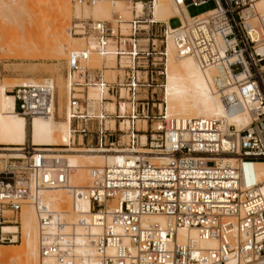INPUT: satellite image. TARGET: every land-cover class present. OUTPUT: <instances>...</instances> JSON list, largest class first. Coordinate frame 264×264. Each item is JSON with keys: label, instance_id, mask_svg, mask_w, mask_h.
I'll return each mask as SVG.
<instances>
[{"label": "built area", "instance_id": "built-area-1", "mask_svg": "<svg viewBox=\"0 0 264 264\" xmlns=\"http://www.w3.org/2000/svg\"><path fill=\"white\" fill-rule=\"evenodd\" d=\"M176 1L187 11L189 5H214L196 15L188 11V17L176 16L180 23L173 28L150 18L153 0L144 1L142 16L129 20L128 32L119 14L115 22L75 18L79 21L69 28L86 40L67 60L72 144L130 155L92 167L87 186L72 184L76 167L65 158L33 145L2 157L0 224L15 221L7 210L18 215L32 204L43 257L82 264L85 258L78 249L92 247L94 264H264V181L247 171L264 161V11L260 0ZM79 3L92 5L94 0ZM158 23L165 27L161 39L152 31ZM168 38L179 55L216 71L214 82L225 108L248 114V125L168 113L156 88L166 77L161 44L166 48ZM110 52L119 66L115 78L107 77L104 65L90 63L93 53L104 57ZM90 88L97 90V98H90ZM12 93L26 117H59L53 78L25 80ZM109 103L115 104L114 111ZM125 119L126 128L121 126ZM141 147L150 152H139ZM150 155L169 157L153 161ZM52 189L72 194V214L50 208L45 192ZM82 198L89 199L88 210L81 208ZM154 214L164 216L165 225L145 219ZM78 227L85 231L80 240ZM193 227L201 239H214L217 245L179 241L178 229Z\"/></svg>", "mask_w": 264, "mask_h": 264}, {"label": "bare ground", "instance_id": "bare-ground-1", "mask_svg": "<svg viewBox=\"0 0 264 264\" xmlns=\"http://www.w3.org/2000/svg\"><path fill=\"white\" fill-rule=\"evenodd\" d=\"M68 5L63 8L60 12L61 19L57 21L56 30L60 34V38H56V41L51 44L53 49H57V52L61 50L64 52V56L60 57L61 54L53 55L52 58L64 59L65 55L72 50H70L69 40H75L77 45H82V36L75 37L70 30H66L67 23L70 20V0H66ZM137 1V2H136ZM133 2H122L121 0L111 4L109 0H94V6L89 8L85 6L83 10L81 5H77L75 11V18L84 19L88 18L86 15L92 13L94 19L96 20H106L113 18L116 14L122 16V12L126 15L125 19L130 20L137 16H142L144 9L143 0H135ZM259 8L264 11V0H260L258 3ZM125 8V11H124ZM91 9V10H90ZM135 10V11H134ZM154 14V21L167 22L170 25V20L173 17H188L189 13L185 5H180L176 0H153L152 8ZM134 11V12H133ZM142 11V12H141ZM84 17H81L83 16ZM153 16V15H152ZM151 16V17H152ZM122 18V17H121ZM114 20L116 18H113ZM128 23H122L123 31L128 32ZM68 24V25H69ZM128 25L125 28V25ZM70 27V25H69ZM143 28H147L148 23H142ZM173 28V26H170ZM55 39V38H54ZM86 41V40H85ZM48 43H42L35 46L36 49H45L49 52ZM52 50V49H51ZM74 50V48H73ZM76 50V48H75ZM166 102L164 100V106L169 114L176 115L179 117H217L225 118L229 123H235L240 128L245 127L250 123V117L248 114L241 113H229L225 108L224 101L221 97L220 91L214 82V75L216 73L213 69H203L197 60L190 56H182L177 53L175 44L168 38L166 48ZM43 53V52H42ZM27 56V58L42 59L46 58L48 54ZM13 55V53H11ZM37 54V53H36ZM69 55V54H68ZM10 56V55H9ZM24 56V55H23ZM14 56L13 58H25L26 56ZM98 58L96 60L95 58ZM106 67L107 72H117L119 69L117 56L115 53L110 52L104 57H101L97 53H93L91 57V62L99 65L101 59ZM90 62V63H91ZM93 63V64H94ZM112 74V73H111ZM69 81L66 82L67 92H69L71 87V77H68ZM7 81L0 82V158L13 157L19 154L23 149V145L27 141V120L30 122L29 129V139L31 144L39 150L47 151L50 154L60 155L65 158L72 166H75V170L71 175V182L76 186H87L90 182V170L92 167H100L106 164L113 163L115 161L123 160L125 155H130L126 150L114 151L112 149H96L93 147L85 148H72V131H71V118L68 109L66 110V118L64 120L56 119V116H43L34 115L31 118L26 117L24 114L19 112L16 108V100L14 94H10L8 90L12 91L13 87L21 82H10ZM17 80V79H16ZM19 81V80H17ZM30 82H34V79H30ZM55 82V80H54ZM61 82V81H60ZM56 85V83H55ZM62 86V83H61ZM60 87V86H59ZM57 88V85H56ZM61 88V87H60ZM63 89V87L61 88ZM66 90V89H65ZM66 92V94H67ZM93 93V94H92ZM98 92L95 88H90L89 96L90 98H97ZM69 97V96H68ZM69 99V98H68ZM68 105V101H67ZM126 103L122 104V109L126 107ZM115 104L109 103L108 109L114 111ZM59 113V111H58ZM112 126L115 125L114 121H111ZM128 124L127 119L121 122V126L126 128ZM143 123L139 122V127H143ZM145 139V136H143ZM65 146V147H63ZM139 152H150L146 150L145 147H141ZM153 161H166L168 155L157 156L150 155ZM228 157V156H225ZM258 178V180L264 181V161H257L253 164L251 170ZM87 185H84L88 181ZM264 190V187H263ZM72 194L63 189H52L45 192V201L50 206L53 211L67 213L72 212L74 197ZM81 208L88 210L90 206V201L88 198H82L80 200ZM26 205V204H25ZM23 206L22 212V235L24 239V249L19 251L18 255L12 261L18 263L19 256H23L24 264H58L54 258L43 257L41 255L39 247V219L34 206L28 203ZM72 214V213H71ZM69 214V215H71ZM84 217H87L86 215ZM149 221H157L162 225H165L166 218L160 214H154L145 217ZM94 231L99 232V228L95 227ZM19 232V227L16 225H4L2 227V233L9 234L10 236L3 237L2 240L9 239L11 242H17L16 233ZM85 231L82 227L77 228V238L81 239L82 234ZM193 239L198 241V243L204 248H214L217 242L214 239H201L196 228H179L178 229V239L184 242L188 239ZM0 257L1 260L7 256V250L5 251L3 245H0ZM4 249V250H3ZM78 251L84 256L85 260L82 264H94L96 258L95 249L92 247H82Z\"/></svg>", "mask_w": 264, "mask_h": 264}, {"label": "rangeland", "instance_id": "rangeland-1", "mask_svg": "<svg viewBox=\"0 0 264 264\" xmlns=\"http://www.w3.org/2000/svg\"><path fill=\"white\" fill-rule=\"evenodd\" d=\"M119 0H109L111 4ZM122 2H134L135 0H121ZM140 1V0H138ZM146 1V0H143ZM70 20L67 23L68 30L72 23L75 21H79V19H75V11L77 8V5H81L79 3V0H70ZM68 5V2L66 0H0V82L7 81V79L10 82L13 83L16 82H23L25 80H30L31 78L34 79V82H40L48 77L53 78L55 80V83L57 85V100H58V108L59 111V117L56 116V119L58 120H64L66 118V110L68 109L67 101L69 92H67L66 82L69 81L67 79V60H68V54L65 55L64 59H55L52 58L53 55H57L60 52H57V49H53V42L56 41V38H60L59 32H57V21L58 19H61V10ZM86 6H89V8H92L94 4H84ZM81 5V8L85 9V6ZM214 5L213 2H209L204 5L195 6V5H189L188 11L190 15H196L201 12H204L210 8H212ZM83 9V10H84ZM91 10V9H90ZM125 11V8H124ZM135 11V10H134ZM142 12V11H141ZM143 13L144 10H143ZM153 13V10H152ZM125 14L122 12V23H128V20L125 19ZM152 16V15H151ZM81 17H84L81 16ZM88 18H94L92 13L90 15H86ZM116 18V15L113 17ZM113 18L106 19V20H112L115 22ZM130 19L132 18L129 17ZM151 19H154V14ZM87 18H84L83 20H86ZM180 21L177 17H173L171 19V26H177L179 25ZM70 27H69V25ZM125 28L128 26L126 24ZM124 27V26H123ZM164 25H161V23L154 24L152 26V31L157 33L158 39H161L159 37V34L161 31H164ZM161 30V31H160ZM74 35V34H73ZM75 37H79L74 35ZM55 38V39H54ZM55 40V41H54ZM159 42V41H157ZM42 43H48V49L50 50L47 52V50L43 51V49H36L35 46H38ZM51 43V44H50ZM70 50L81 49L86 46L85 39L82 38L81 43L82 45H77L75 40L70 39ZM161 47L163 51H165V43L161 44ZM52 49V50H51ZM43 52V53H42ZM48 54L46 58L42 59H36V58H27V56H33L35 55H41L42 54ZM13 53V55L11 54ZM37 53V54H36ZM62 53V54H61ZM60 54V57L64 56V52L62 51ZM10 55V56H9ZM26 56L25 58H13L14 56ZM23 56V57H24ZM96 60L99 61V59L96 57ZM101 63L99 65H96L91 62L92 66H103L102 58ZM166 62V58L164 56V63ZM167 68V64H166ZM117 72H107V77L110 78V76H113L115 78V75ZM167 73V72H166ZM19 81H17V80ZM61 81V82H60ZM62 83V86H61ZM162 84V82H161ZM63 89H61L60 87ZM157 93L160 97H164V100L166 102V77L165 81H163V85L156 87ZM66 89V90H65ZM10 94H13L12 91L8 90ZM67 92V94H66ZM93 94V93H92ZM112 125V123H111ZM30 122L27 120V141L24 145L30 146L31 142L29 139V128ZM23 145V146H24ZM22 146V147H23ZM65 147V146H63ZM72 148H85L87 146L85 145H78L73 144L71 146ZM4 162V159L0 158V168ZM89 182L86 181L84 185H87ZM72 198V196H71ZM73 199V198H72ZM27 205V204H26ZM25 205V206H26ZM23 210V209H22ZM23 212V211H22ZM22 212L18 215L7 210L5 214L15 221L12 223H3L0 224V227L4 225H16L19 227V232L16 233V239L17 242L13 243L9 239L2 240L3 237L10 236L9 234H3L2 231H0V245H3L5 251L7 250V256L1 260L0 257V264H24V258L23 256H19L18 263H15L12 261V257H16L19 253V251L22 252L24 249V239L22 235ZM2 230V228H1ZM39 243V242H38ZM1 247V246H0ZM1 249V248H0ZM3 249V250H4Z\"/></svg>", "mask_w": 264, "mask_h": 264}, {"label": "crops", "instance_id": "crops-1", "mask_svg": "<svg viewBox=\"0 0 264 264\" xmlns=\"http://www.w3.org/2000/svg\"><path fill=\"white\" fill-rule=\"evenodd\" d=\"M134 12V11H133ZM170 23H171V20H170Z\"/></svg>", "mask_w": 264, "mask_h": 264}]
</instances>
